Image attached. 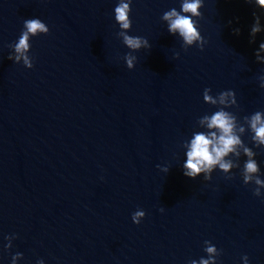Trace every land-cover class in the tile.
Returning <instances> with one entry per match:
<instances>
[{
	"label": "water",
	"instance_id": "95a60500",
	"mask_svg": "<svg viewBox=\"0 0 264 264\" xmlns=\"http://www.w3.org/2000/svg\"><path fill=\"white\" fill-rule=\"evenodd\" d=\"M192 2L0 0V264H264V7Z\"/></svg>",
	"mask_w": 264,
	"mask_h": 264
},
{
	"label": "clouds",
	"instance_id": "9594fccd",
	"mask_svg": "<svg viewBox=\"0 0 264 264\" xmlns=\"http://www.w3.org/2000/svg\"><path fill=\"white\" fill-rule=\"evenodd\" d=\"M262 7H264V0H257ZM199 6L198 0H193L192 3H185L183 6V10L185 12H192L196 14V9ZM128 9V5L123 4L115 9L116 11V19L122 22V27H128L126 12ZM168 15H175V13H170ZM167 18V16H166ZM26 26L29 32L35 33L37 30H45L44 26L39 23L37 20H31L26 22ZM170 31L179 30L180 34L184 37L186 43H192L194 39L198 37V33L196 29L193 27L191 20L188 17L177 16V18L172 21L170 25ZM258 31V29L253 28V32ZM238 33V30H237ZM26 36L22 37L20 40V44L18 45V51L20 48L26 47ZM125 42L133 48L139 47V41L132 38H125ZM264 48V44L261 45ZM129 66H131V62L129 61ZM207 99V97H205ZM259 120V116L255 118ZM217 127L222 130L223 135L219 137V146L212 145V141L206 138L203 134H199L195 136V139L191 142L190 151L187 153V161L185 163V168L189 171L184 172L183 175L189 178H195V176L201 171L203 167H210L211 165L218 162L220 157L225 155L227 152L231 150V146L238 141L233 136L229 135L231 130V125L228 120L225 118L223 113H216L209 122V128ZM255 127V124L253 125ZM257 137L261 138V141L264 142V126H261L256 130ZM212 145V151H209V146ZM212 153H215L213 156ZM221 168L225 170L228 168L227 164H221ZM248 172H253L256 170V166L254 163L249 162L246 166ZM260 183V181H257ZM137 215H142V213H138ZM209 252H212L213 249L209 248ZM201 264H207V261H202Z\"/></svg>",
	"mask_w": 264,
	"mask_h": 264
}]
</instances>
